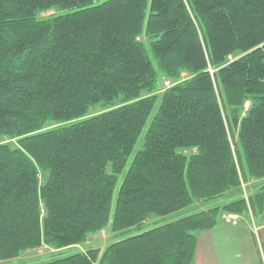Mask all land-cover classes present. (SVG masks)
Returning a JSON list of instances; mask_svg holds the SVG:
<instances>
[{
    "label": "trees",
    "instance_id": "trees-1",
    "mask_svg": "<svg viewBox=\"0 0 264 264\" xmlns=\"http://www.w3.org/2000/svg\"><path fill=\"white\" fill-rule=\"evenodd\" d=\"M263 178L264 0H0V259L196 264L199 232L263 212L264 185L205 201Z\"/></svg>",
    "mask_w": 264,
    "mask_h": 264
},
{
    "label": "rangeland",
    "instance_id": "rangeland-1",
    "mask_svg": "<svg viewBox=\"0 0 264 264\" xmlns=\"http://www.w3.org/2000/svg\"><path fill=\"white\" fill-rule=\"evenodd\" d=\"M68 11V10H65ZM56 9H51L49 11L41 12L40 16L41 17H47L53 13H56ZM213 69H211V72ZM169 83V85H168ZM171 81H162L161 83V90L163 91L165 88L171 85ZM249 106V103H247V107ZM246 107V108H247ZM101 108L97 106L93 112L99 111ZM142 140V139H141ZM141 141L136 146L137 150L141 146ZM264 185V178L262 180H254L250 179L249 181L243 182L241 187L232 193H227L226 195L215 198L212 200L205 201L206 207H211L219 204H223L232 200H235L239 197H245L249 199L252 195H254L260 188L261 186ZM205 205L202 202H199L194 206L196 208L194 211L200 210V208H204ZM194 211H189L185 210L183 213L181 212H176L170 215H165V216H154L151 220H148L144 225L141 227V229H133L131 231L125 232V233H117L116 235L108 228L101 230V232L98 234L100 239L97 237L95 238V234L90 236L89 238V243L87 245H91L93 247H97L100 250H104L107 245L116 242L120 239L126 238L130 235L137 234L139 232H142L143 230L150 229L156 225L171 221L173 219L178 218V216H183L184 214H189L190 212ZM262 214V215H261ZM237 216V217H236ZM232 217V219H229ZM156 218V219H155ZM235 218V219H233ZM239 219V222H250L253 226H256L255 224H258L261 221V219L264 220V211L263 212H258L257 210L255 211H249L244 214H229V213H223L220 218V222H234ZM157 221V222H155ZM77 248H72V249H55L53 247H50L48 245H42L41 247L35 248V249H29L21 253L20 256L14 259H5L2 260L0 259V264H38L41 262H47L56 259L57 257H62L66 256L69 254H73L77 252Z\"/></svg>",
    "mask_w": 264,
    "mask_h": 264
},
{
    "label": "crops",
    "instance_id": "crops-1",
    "mask_svg": "<svg viewBox=\"0 0 264 264\" xmlns=\"http://www.w3.org/2000/svg\"><path fill=\"white\" fill-rule=\"evenodd\" d=\"M261 221L253 226L238 219L200 231L196 264H264V220ZM100 232L93 234L95 238L100 239Z\"/></svg>",
    "mask_w": 264,
    "mask_h": 264
},
{
    "label": "built area",
    "instance_id": "built-area-1",
    "mask_svg": "<svg viewBox=\"0 0 264 264\" xmlns=\"http://www.w3.org/2000/svg\"><path fill=\"white\" fill-rule=\"evenodd\" d=\"M237 217V216H236ZM229 219H232V217H230ZM233 219H235V218H233Z\"/></svg>",
    "mask_w": 264,
    "mask_h": 264
}]
</instances>
